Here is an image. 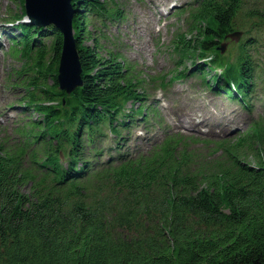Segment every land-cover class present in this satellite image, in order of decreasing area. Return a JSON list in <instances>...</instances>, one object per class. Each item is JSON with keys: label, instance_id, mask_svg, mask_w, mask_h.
Listing matches in <instances>:
<instances>
[{"label": "trees", "instance_id": "trees-1", "mask_svg": "<svg viewBox=\"0 0 264 264\" xmlns=\"http://www.w3.org/2000/svg\"><path fill=\"white\" fill-rule=\"evenodd\" d=\"M71 2L82 84L70 93L57 80L62 32L9 14L18 31L7 36L11 54L23 63L8 84L21 89L24 111L13 136L0 138V264H264V119L234 142H202V155L182 133L131 152L124 133L148 109L132 106L148 95L96 35L120 17L119 0ZM241 8L242 0H187L177 13L187 34L174 45L191 65L175 76L199 75L251 112L246 39L232 58L220 51L241 31Z\"/></svg>", "mask_w": 264, "mask_h": 264}, {"label": "rangeland", "instance_id": "rangeland-1", "mask_svg": "<svg viewBox=\"0 0 264 264\" xmlns=\"http://www.w3.org/2000/svg\"><path fill=\"white\" fill-rule=\"evenodd\" d=\"M185 1L119 0L120 19L108 22L102 29L103 36L98 32L96 35L105 49L104 54L107 50L119 52L131 64L150 102L157 105L170 129L190 134L202 142L223 138L234 142L249 130L254 120L264 119V18L256 13L264 9V0H242L236 20L237 30L242 33L236 41H225L223 52L229 58L234 57L238 52L237 43L246 39L255 63L257 82L252 112L212 92L199 76L175 77L178 71L191 65L190 60L184 64L179 62L174 45L176 32L187 34L186 14L176 16V6H184ZM21 5V0H0V138L6 134L13 136L12 126L23 117L24 111L19 104L21 89L8 84L15 76L13 72L23 63L22 59L11 54L12 43L7 37L12 31L18 33L10 15L16 13L22 21L27 20L26 14L21 12ZM141 103L137 102L133 108ZM158 120L157 117L151 119L150 128L147 124L145 127L144 124H135L130 145L145 147L149 139L161 137L163 132L157 125ZM198 146L206 148L208 145L198 143ZM249 154L242 159L254 164V158Z\"/></svg>", "mask_w": 264, "mask_h": 264}, {"label": "water", "instance_id": "water-1", "mask_svg": "<svg viewBox=\"0 0 264 264\" xmlns=\"http://www.w3.org/2000/svg\"><path fill=\"white\" fill-rule=\"evenodd\" d=\"M72 0H24V9L27 20L31 24L45 26L53 24L63 34L57 80L60 88L67 93L82 84L81 65L76 49L72 27L73 5ZM241 31L229 35L238 40ZM226 42H222L220 50L223 52Z\"/></svg>", "mask_w": 264, "mask_h": 264}, {"label": "bare ground", "instance_id": "bare-ground-1", "mask_svg": "<svg viewBox=\"0 0 264 264\" xmlns=\"http://www.w3.org/2000/svg\"><path fill=\"white\" fill-rule=\"evenodd\" d=\"M35 25V24H34ZM198 148V150H197V155H202L203 153H204V146L203 147H201V146H198L197 147ZM131 152H134V151H131Z\"/></svg>", "mask_w": 264, "mask_h": 264}]
</instances>
